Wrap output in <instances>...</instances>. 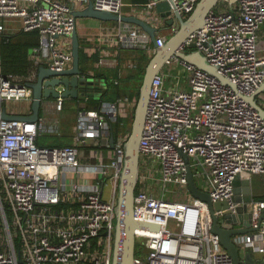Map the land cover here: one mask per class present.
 <instances>
[{
	"label": "built area",
	"instance_id": "obj_1",
	"mask_svg": "<svg viewBox=\"0 0 264 264\" xmlns=\"http://www.w3.org/2000/svg\"><path fill=\"white\" fill-rule=\"evenodd\" d=\"M89 1L116 13H123L125 5V0H0V18L20 17L24 29L39 30L41 43L35 50L48 52L51 66L64 69L73 62L74 5L82 8ZM173 1L177 10L189 15L200 0ZM154 2L147 4L152 7ZM225 3L208 14L185 48L200 50L241 93L251 94L264 81L258 42L264 0H238L234 10L229 0L220 2ZM95 40L155 50L149 33L132 23L104 30ZM166 41V36L157 35L158 45ZM174 59L185 69L189 87L167 90L162 70L153 79L134 215L159 223L160 229H138L134 261L235 264L213 230L208 202L188 188V164L213 200H227L228 209L236 212L240 202L235 199V179L264 173V118L216 75L186 59ZM99 63L116 65L117 60L103 55ZM1 67L0 58V110L11 101L31 102L33 90L27 82L35 79L37 70L21 77L6 75ZM56 100L62 109L65 99ZM120 100L80 110L74 141L65 145L37 141L45 127L42 117H0V264H113L127 137L119 136L111 145V122L120 114ZM126 102L133 103L130 98ZM178 192L188 198L168 197ZM249 208L251 225L259 228L237 234L235 240L241 252H258L264 264V198L253 199ZM239 264L252 263L243 259Z\"/></svg>",
	"mask_w": 264,
	"mask_h": 264
},
{
	"label": "water",
	"instance_id": "obj_2",
	"mask_svg": "<svg viewBox=\"0 0 264 264\" xmlns=\"http://www.w3.org/2000/svg\"><path fill=\"white\" fill-rule=\"evenodd\" d=\"M150 15L154 14V22L143 16L135 14L116 13L109 9L98 8L93 1H89L84 7L74 5L73 14L76 19V26L72 32V54L73 62L71 66L64 69H55L51 64H40L35 79L28 80V85L33 90L31 100V112L29 114L13 113L8 111L5 105L0 110V117L5 119H23L27 121H37L41 116L43 104L46 99L62 97L85 99L89 96L99 97L103 88L107 87L104 80L96 78L91 72L85 71L81 66V38L78 30V19L84 17L98 18L106 21H116L120 23H132L139 25L149 33L150 39L155 46V50L146 66L143 82L140 87V95L135 103L134 119L131 130L128 133L124 144V166L121 172L119 184V198L117 204V232L115 238V249L113 264H135V254L138 244V229L159 230L160 224L156 222L141 220L135 217V196L138 191L142 164H141V141L148 112L150 90L155 75L164 69L168 62L174 57L186 59L196 64L198 67L209 71L219 77L223 82L231 85L237 92H240L236 83L220 72L216 64L208 61L205 54L198 49H186L185 43L191 35L202 28L207 21L208 14L218 7L222 0H200L195 9L184 15L176 9L173 0H154ZM238 0H229L230 8L234 10V3ZM166 18L167 23L173 24L177 19L178 28L173 34L167 37L163 45L157 43V33L159 29V19ZM264 93L263 83L251 94H243L251 104L259 111L264 118V100L260 95ZM117 119V118H116ZM112 134L110 142L112 146L116 144V135L111 122ZM189 162L190 157L184 154ZM250 177L235 179V199L239 195L238 186L244 183L242 201L246 206L254 199L251 188ZM188 188L191 194L208 202L213 216V230L219 237L222 245L233 256L235 264H239L243 259L254 264L252 250H247L245 257L241 256L240 245L236 242L235 236L257 230L259 225L252 226L249 220L243 218L240 212H233L228 209L227 200L214 201L210 191L203 189L194 168L188 164ZM20 261L22 259L20 258Z\"/></svg>",
	"mask_w": 264,
	"mask_h": 264
},
{
	"label": "crops",
	"instance_id": "obj_3",
	"mask_svg": "<svg viewBox=\"0 0 264 264\" xmlns=\"http://www.w3.org/2000/svg\"><path fill=\"white\" fill-rule=\"evenodd\" d=\"M150 1H153V0H146V1L144 0H125L123 13L143 16L147 18L149 21L154 22L153 18L155 17V15L154 14L147 15V9H149L150 12L151 10L154 11L153 10L154 8L150 7L147 4ZM219 5L221 4L219 3L218 6ZM228 6H230V4H228ZM159 20L160 21L158 25L162 29L158 30V33H157L158 35L167 37L170 31L174 32L176 28H178L179 26V22L177 19L175 20L173 24L167 23L166 18H162ZM123 25H125V23H120L116 21H106V20H101V19L92 18V17L80 18L78 19L77 26H78V30H79V34L81 38V44H84L86 46L85 50L88 52V54H93L99 51L100 58L103 55L106 57H110V58L115 57L117 60V63H119L120 60H122L123 58H127L128 56H130L131 52L126 49L119 51V49H117L119 48L118 46L110 45L106 42H104L103 44H100L95 39L104 30L106 31L109 29H114L115 26L119 27ZM1 27L3 28V30L0 31V33L4 31L10 34H19L24 31L23 22L20 17L0 18V28ZM258 34H259V40H258L259 51L261 54H264V24H262V26L260 27ZM30 41L37 42L38 40L33 35L30 37ZM39 46L40 45H38L37 47ZM151 52H154V50H152ZM37 56H41L40 62L37 61ZM31 57L34 58V62L37 65L36 70H38V67L40 64H43V63L50 64V58H49L48 52H44L42 50L39 51V50L34 49ZM100 58H99V61H100ZM100 65L109 66V67L115 66V65H109V64H100ZM164 73H165V87L167 88V90H174L177 88L189 87L186 71H183L181 73L180 69H173V70L166 69ZM261 97L264 100V93L260 95V98ZM77 101L79 102V104L83 103V100L78 99ZM11 102H16V103H8L6 105L8 111L13 112V113H23V114H29L31 112V102H28L25 100H20L19 102L17 101H11ZM56 102H57L56 98L46 99L43 104L40 117H42L44 120L47 119L48 122H54V126L56 125V128L60 127L62 130V133H65L66 131L71 130L72 142H73L74 136L76 134V129H77V119H78L79 111L77 109L76 117H74V120H73L71 113L65 111L66 100L64 101V106L62 109H58L56 107ZM55 143L56 142L54 143L49 142L45 144H55ZM154 166L156 167V170H155L156 174H159V166H157V164H155ZM240 177L241 178L250 177V180H251L250 183H251V188H252L254 199L264 198V173H255L251 175L245 174ZM245 186L246 185L244 183L238 186V190H240L241 192L239 193L241 201H242V196L244 195L243 190ZM168 197H172V196H168ZM241 205H244V204L240 203L238 207H240ZM242 211L243 213L241 214V216L243 218L246 217L251 224L252 223V213L250 211L249 204H247L246 206H243ZM245 254H246V251L241 252L242 258L245 257ZM253 257H254V264H261L260 254L258 252L253 251Z\"/></svg>",
	"mask_w": 264,
	"mask_h": 264
},
{
	"label": "trees",
	"instance_id": "obj_4",
	"mask_svg": "<svg viewBox=\"0 0 264 264\" xmlns=\"http://www.w3.org/2000/svg\"><path fill=\"white\" fill-rule=\"evenodd\" d=\"M146 1V0H144ZM227 3L219 5V8L226 7ZM218 8V9H219ZM35 36L36 41H30L31 36ZM40 32L37 29L26 30L19 34H10L6 32L0 33V58L1 71L8 75L14 74L27 77L36 70L37 65L34 58L31 57L33 50L40 45ZM153 46V45H152ZM86 46L81 44V66L87 71L91 72L96 78L102 79L106 82L107 87L99 97L89 96L86 99L74 98L75 100H83L82 104L78 105V111L82 109L99 108L102 101H115L117 98L128 96L132 101H137L140 95V87L143 82L144 72L146 66L153 54L147 48L120 45L119 51L126 49L131 52L130 56L123 58L115 66H104L99 64V51L93 54H88L85 50ZM189 49H194L191 46ZM135 104L131 112L118 115V118L112 121L116 140L122 132L126 133V117L131 118V126L134 119ZM130 126V130H131ZM128 131L130 132V130ZM71 135V137H70ZM61 138L56 140L57 145L70 144L72 142V134L64 133ZM38 141V140H37ZM39 142V141H38ZM141 186L138 188V190Z\"/></svg>",
	"mask_w": 264,
	"mask_h": 264
},
{
	"label": "rangeland",
	"instance_id": "obj_5",
	"mask_svg": "<svg viewBox=\"0 0 264 264\" xmlns=\"http://www.w3.org/2000/svg\"><path fill=\"white\" fill-rule=\"evenodd\" d=\"M116 27L117 26H115V28ZM171 34H173V32L170 31L168 36ZM58 39H59V43L62 44L63 37H59ZM166 69H172V70L173 69H180L181 73L183 71H185V69L183 67H181L179 65L178 61L175 60L174 58L170 62L167 63V65L164 67V69L162 71H165ZM118 99L119 98H117L115 101H117ZM127 99H129L128 96H123L122 99L120 100V115L121 116L122 115L124 116L123 112H125L127 114L129 112H131L133 107H134L133 103H136V100H135V101H133V103L131 102V105H128L126 102ZM17 102H19V101H17ZM10 103H16V102H10ZM78 105H79V102L77 100H75L74 98H69L66 100L65 111L71 113L73 120H74V117H76V111H77ZM125 117H126L125 121H126L127 131H126V133L122 132L120 134L121 137L125 136V134L128 135V133H129L128 129L131 126V122H130L131 118H129V116H125ZM44 124L46 125V127H44V131L38 137V141L40 143H42V144L49 143V142L54 143V142H56V140L58 141V139L61 138L60 136L62 134H64V133H62V130L60 127L56 128V125L54 126V122H48L46 119V120H44ZM49 126H51V127H49ZM66 133L71 134V130L66 131L65 134ZM70 137H71V135H70ZM171 198H173L175 200L187 199L188 195L184 192H178V193H175ZM240 200H241L240 195H237V201L239 202ZM243 206L244 205H241L240 207H238V211H240V214L243 213V211H242Z\"/></svg>",
	"mask_w": 264,
	"mask_h": 264
}]
</instances>
